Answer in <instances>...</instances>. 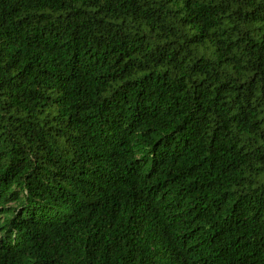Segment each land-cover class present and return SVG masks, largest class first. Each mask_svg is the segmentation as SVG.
Returning <instances> with one entry per match:
<instances>
[{
	"label": "trees",
	"instance_id": "obj_1",
	"mask_svg": "<svg viewBox=\"0 0 264 264\" xmlns=\"http://www.w3.org/2000/svg\"><path fill=\"white\" fill-rule=\"evenodd\" d=\"M0 264H264V0H0Z\"/></svg>",
	"mask_w": 264,
	"mask_h": 264
}]
</instances>
